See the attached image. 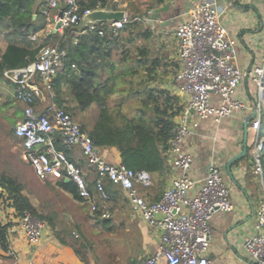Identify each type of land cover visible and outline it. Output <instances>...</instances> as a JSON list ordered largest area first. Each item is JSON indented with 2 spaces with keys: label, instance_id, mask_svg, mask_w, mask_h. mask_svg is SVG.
Instances as JSON below:
<instances>
[{
  "label": "built area",
  "instance_id": "1",
  "mask_svg": "<svg viewBox=\"0 0 264 264\" xmlns=\"http://www.w3.org/2000/svg\"><path fill=\"white\" fill-rule=\"evenodd\" d=\"M54 10L57 12L54 25L60 21V29L82 28L84 16L93 11L82 8L79 0H48L44 12L48 14ZM134 19L140 18L136 16ZM131 20L126 14L121 21L90 23L85 27L100 36L118 34ZM175 37L181 61L175 82L187 102L177 116L169 149L170 162L178 175L161 199L155 202L147 201L140 192V187L152 185L151 172L109 162L89 131L64 107L51 105L46 112L37 111L36 105L45 99L46 93L55 96V80L66 69V48L59 44L46 45L25 66L3 72L4 78L15 86L16 99L24 105V117L16 124L14 132L22 140L23 157L35 174L42 180L54 178L74 182L79 196L93 210L98 209L97 196L103 202L110 199L106 182L120 186L125 190L133 211L150 226L161 230L154 254L134 264H157L161 258H166L170 264H210L207 252L212 236L211 219L217 211H233L234 204L224 173L216 162L210 164L209 173L203 180L191 176L194 156L186 144L202 122L214 119L220 123L236 111L254 113L250 121L257 135L254 173L264 180L261 155L264 149L261 135L264 56L258 66L242 69L236 64L237 47L222 23L216 0H196L192 17L178 24ZM71 68L76 70L77 65L72 64ZM246 79L257 86L253 102H245L239 97V89ZM75 148L81 151L89 171L95 174L94 178L69 154ZM19 214L20 226L28 242L38 243L46 222L28 209ZM254 228V233L245 241V247L255 264H264V184Z\"/></svg>",
  "mask_w": 264,
  "mask_h": 264
},
{
  "label": "crops",
  "instance_id": "2",
  "mask_svg": "<svg viewBox=\"0 0 264 264\" xmlns=\"http://www.w3.org/2000/svg\"><path fill=\"white\" fill-rule=\"evenodd\" d=\"M216 2L221 10L222 23L237 47L236 64L242 69L261 65L264 56V0H216ZM195 3L196 0H163L161 3L152 0V4L138 13L139 23L145 26L149 34L145 36L138 32L135 36H144L147 39L140 51L145 50L144 58L148 65L151 63L149 62L151 58H158L153 56L155 48L149 40L154 35L158 37L157 34H162V39L167 43L165 48L167 51L171 50L168 43L170 41L175 43L174 53L169 54V58L177 61V74L181 68V61L178 56L175 30L178 24L192 17ZM154 8L161 9L157 19L140 17V14H145ZM126 14L128 15L127 11ZM48 25L52 26V31L47 32L45 36L54 33V19L51 21L48 18ZM80 29L73 28L75 36L86 33ZM63 32L64 29L57 32L59 37ZM169 33L172 34L171 39L163 36ZM42 35L40 31L33 38L42 40ZM109 35H112L111 38L119 37L117 42L109 45L114 53L121 42L120 31L118 34ZM74 39L76 42L77 39ZM129 39L131 41L133 37ZM7 44L6 34L0 32V52L5 51ZM140 51L135 57V65L129 66L127 62L129 57L124 59L123 55H120V62L125 65L124 69L138 70L139 68L141 78H145L146 84L152 87L149 84L152 78L146 75V70L142 67L143 63L138 62L139 59H143L139 55ZM158 66L153 70L154 73L159 70ZM152 76L154 77V74ZM66 88L67 85L63 82V93ZM169 88L182 99V105H185L187 98L179 91L176 82L175 84L171 82ZM54 94L56 95L55 89ZM256 95V84L246 79L239 89L240 99L253 102L256 100ZM55 97L46 93L45 99L38 101L37 111L46 112L51 105L58 106ZM11 98H14V103L8 106ZM0 104V120L1 118L4 120L1 111L5 112L6 116L15 117L18 110L21 111V115L17 123L23 119L24 105L16 99L14 84L4 77L0 79ZM93 111L95 120L98 114L96 104L84 111L83 115L93 118ZM249 115L251 113L236 111L233 116L224 118L220 123H216L214 119H208L202 122L197 132L187 140L186 146L194 156L191 176L196 180H203L209 173L210 164L216 162L224 173L234 204L233 211H217L211 219L212 236L207 252L210 264H255L245 247V241L255 231L256 210L262 198L264 180L254 173L255 162L252 164V157L257 153V135L251 128V123H249L247 136V153L231 163V173L227 169L230 161L244 151V122ZM93 123L94 121L90 125ZM10 134L12 143L9 150L16 156L23 142L15 136L14 129H11ZM100 149L108 161L121 164V156L117 148ZM23 152L18 154L23 163L17 156L16 159L13 158V166L16 170L15 175L11 176L20 184L25 181L24 178L30 171L32 175H36L32 166L24 159ZM69 154L94 178L95 174L89 171L90 168L79 148L70 150ZM167 167L163 174H152L151 186L140 187V192L147 201L160 200L173 178L178 175L170 159H168ZM1 174L10 176L4 170L3 164H0ZM37 178L41 183L54 182L62 188V181L54 178L42 180L38 176ZM106 189L110 199L103 202L97 196V210H93L86 200L77 198L72 192L63 189L62 197L70 200L72 206H62L56 211H47L44 208L40 210L36 194L30 190L26 191L23 187L22 192L30 199L39 214L43 212L45 216L40 214L42 219L48 221L42 239L36 244L28 242L20 226V212L16 210L12 200L5 195L0 200V225L6 227L7 241L6 247L0 243V264H134L135 261L154 254L161 230L150 226L140 214L133 211L122 187L106 182ZM157 264L170 263L166 258H161Z\"/></svg>",
  "mask_w": 264,
  "mask_h": 264
},
{
  "label": "trees",
  "instance_id": "3",
  "mask_svg": "<svg viewBox=\"0 0 264 264\" xmlns=\"http://www.w3.org/2000/svg\"><path fill=\"white\" fill-rule=\"evenodd\" d=\"M156 1L161 3L163 0ZM112 3L111 0H79L82 8L92 10L106 8ZM111 7L118 9L116 3ZM136 16L139 15L131 17L132 20L120 32L130 27L135 28L139 23L134 19ZM47 25L48 16L44 11L34 7V0H0V32H4L8 39L5 51L0 52V79L4 77V70L25 66L36 58L42 47L49 45L54 39L60 40V47L66 48L68 55L66 69L59 73L54 83L56 104L75 112H84L96 104L98 114L94 123L88 125L79 122L89 131L96 146L102 149L117 148L121 163L128 168L146 170L152 174L165 173L168 168L170 141L176 129V117L184 105L178 111L169 112L168 106L162 109L152 90L147 91L141 105L133 108L132 111L125 110L127 101L124 98L120 97L118 101L111 103L112 97L117 95L124 97L126 83L122 80L126 76L141 78L139 68L116 72L117 63L112 59L113 51L109 45L117 42L119 37L111 38L112 35L109 34L100 36L97 32L88 31L87 27L79 28L86 33L75 36L73 27H67L60 37L58 33H51L45 40L33 38L34 35L45 30ZM148 34L146 30L143 35ZM74 38L77 39L76 42ZM145 54V50L141 49L139 55L143 59H139L138 62L143 63L142 67L146 70V75L151 77L160 61L158 58H153L148 60L151 62L148 65L144 58ZM72 64L77 65L76 71L71 68ZM105 72L108 73L106 77ZM63 82L75 102L72 109L65 107V100L62 97ZM152 101L155 104L152 112L148 113L146 108ZM174 105L173 99L170 98V106ZM262 125L264 127V116ZM262 162L264 164V149ZM61 185L63 189L80 198L74 182L62 181ZM22 191V184L11 176L0 175V200L6 195L12 200L18 212L28 209L41 219L30 199ZM6 241V227L0 225V243L3 247H6Z\"/></svg>",
  "mask_w": 264,
  "mask_h": 264
},
{
  "label": "rangeland",
  "instance_id": "4",
  "mask_svg": "<svg viewBox=\"0 0 264 264\" xmlns=\"http://www.w3.org/2000/svg\"><path fill=\"white\" fill-rule=\"evenodd\" d=\"M48 0H34V7L38 8L39 10H45L46 4ZM113 3H116V6L118 10H125L128 12L129 17H133L134 15L138 14L140 11H144L146 7H148L150 4H152V0H111ZM112 3V4H113ZM112 4H110L112 6ZM56 11H49L48 12V18L51 19V21L54 19V16H56ZM52 24V23H51ZM52 26L48 25L45 30L41 31L42 40H45L47 36V32L52 31ZM144 34L146 32V28L142 23H138V25L133 28L130 27L127 30H124L120 32L121 36V42L117 48H115V51L113 53L112 59L117 63V70L116 72H122V69L125 68V65H122L120 62V55H123V57H129L128 58V65L133 66L135 65V57L140 51V48L144 47L146 44V38L144 36L139 37V35L135 36L137 33ZM154 35L153 38L149 40L151 44L153 43L154 46V55L155 57H158L161 59V64L158 66V71H155L154 77L151 75V82L149 83V87L146 84V80L141 79L140 77H134V76H126L122 81L125 82V93L124 97L122 95H117L115 97L111 98V103H113L115 100L118 101L121 97L122 99H126V107L125 110L132 111L133 108L139 107L141 105V101L143 98L146 97L147 91L152 90L154 92L155 97L157 98V102L160 105V107L163 109L166 106L169 107V112L172 111H178L183 105H182V99L175 94L170 88L169 85L171 82L175 84V75H176V60L174 58H169V54L174 53L175 50V43L170 41L169 48L170 51H167L166 44L164 40L162 39V34ZM163 36H166L167 38L171 39L172 34L169 33L167 35L163 34ZM133 39L130 41L129 38ZM61 44L60 40L54 39L52 40L49 45H58ZM152 59V58H151ZM127 65V66H128ZM108 73L105 72L104 76L106 77ZM63 98L65 100V107L67 108H73L75 106V102L72 99V96L69 92V90L66 88L63 93ZM169 98V99H168ZM170 98L173 99L174 106H170ZM14 98H11L10 103L8 106L13 105ZM154 102L152 101L150 103V106L146 108L148 113H151L154 107ZM1 105V104H0ZM69 110V109H68ZM135 110V109H134ZM74 115L75 119H77L81 124H91L94 121V115L95 112L93 111V118H89L88 116H84L83 112L80 111H73L69 110ZM2 112V117L0 120V164H3L4 170L8 172L10 176L15 175V168L13 166L14 159L17 158L23 163L21 157H19L18 154H22L24 147L18 149L17 155L14 156V154L11 153L9 150V147L12 143L11 138V129H14L21 115V111L18 110L15 117H9L5 115V112ZM262 137L264 138V127L261 132ZM263 151L261 152L262 155ZM104 155V154H103ZM105 156V155H104ZM106 158V157H105ZM110 162V161H109ZM255 162V156L252 157V164ZM35 172V171H34ZM253 173V172H252ZM35 174V173H34ZM25 181L22 183L24 189L26 191H33L34 194H36V197L38 199V206L40 210L43 208L47 211H56L62 206H72L70 200L62 197V191L63 189L61 186L54 182H46L41 183L36 175H32L31 171L27 174V176L24 178ZM43 215V212L40 213ZM45 216V215H43ZM51 217V215H49ZM42 219V218H41ZM44 221H47L45 219H42ZM48 223V221L46 222Z\"/></svg>",
  "mask_w": 264,
  "mask_h": 264
},
{
  "label": "water",
  "instance_id": "5",
  "mask_svg": "<svg viewBox=\"0 0 264 264\" xmlns=\"http://www.w3.org/2000/svg\"><path fill=\"white\" fill-rule=\"evenodd\" d=\"M161 9L160 8H154L151 9L149 12L145 14H140L141 18L149 17L151 19H157L158 15L160 13ZM126 15L125 10H116L113 9L111 6H107L106 8L102 9H97L93 10L91 13L87 14L84 16V19L82 21L81 27H85L87 24L90 23H97V22H103V21H121L124 19ZM59 16H62V11L59 12ZM36 17V16H34ZM168 23V22H167ZM62 23L59 21L56 23L55 28H54V33H57L59 29L61 28ZM254 113L251 115L247 116L245 122H244V135H245V148L242 154L237 155L235 158H233L230 163L228 164V171L231 173L230 165L233 161L236 159L240 158L241 156L245 155L247 153L248 147H247V136H248V131H249V123L251 120L254 118ZM68 179H65V182H68Z\"/></svg>",
  "mask_w": 264,
  "mask_h": 264
}]
</instances>
